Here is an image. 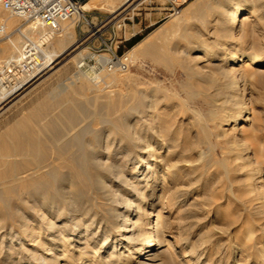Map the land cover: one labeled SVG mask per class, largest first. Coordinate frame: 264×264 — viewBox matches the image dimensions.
<instances>
[{"label": "bare ground", "instance_id": "obj_1", "mask_svg": "<svg viewBox=\"0 0 264 264\" xmlns=\"http://www.w3.org/2000/svg\"><path fill=\"white\" fill-rule=\"evenodd\" d=\"M139 1L95 0L92 4L85 3L82 11H104L119 29V17L131 12ZM2 13L1 29L7 33L11 20H20ZM192 18L197 22L190 23ZM79 19L80 14L61 24L51 37L47 51L49 64L37 80L68 51L77 52L72 60H77L78 69L79 60L84 57L83 50L75 48L74 24ZM183 23L188 24L189 31L195 28L196 32L186 33L190 36L184 38L187 45L182 49L175 45L171 48L175 57L170 56L171 63L168 62L176 64L180 69L178 76L184 77L179 85L186 99H203L211 107L207 117H212L217 128L230 122L232 131L246 138L240 144L234 137L228 140L230 147L244 151L243 157L240 152L235 153L233 160L246 163L249 154L254 155L256 149L262 154L264 147L258 143V125L252 122L251 114H246L245 107L238 108L235 92L240 84L244 92L248 77L256 79L255 84L264 92V73H252L264 66V0H194L169 27L141 41L136 49L151 56L165 30L176 31ZM16 31V38L10 42L14 54L21 51L22 39L35 41L48 34L33 24ZM243 39L252 41L247 43ZM191 52L195 55L191 56ZM128 55V61L134 57ZM121 82L118 72L90 77L76 71L63 83L45 90L43 100L29 113L36 117L30 121L31 128L26 127V120H18L0 134V264H132L135 259H139L138 264H146L141 261L144 257L154 262L157 246L172 231L165 214L177 210L176 214H181L180 223L184 224L194 216L191 207L200 211L212 202L204 192L198 198L199 203L194 200L195 203L192 201L183 209L195 193L192 185L201 181L204 174L202 171L194 177L198 171V166H194L203 160L199 149L206 144L204 135L190 136L191 122L184 124L181 117L187 113L184 103L173 105V98L178 96L172 94L168 98L163 88L145 86L142 90L133 87L124 90ZM84 108L90 110L92 118L80 125L85 122ZM2 109L0 106V113ZM199 128L205 130L204 125ZM200 167L204 169L205 164ZM261 172L258 169L256 174ZM184 180L189 188L181 185ZM201 183L205 191L208 184L204 180ZM157 189H160L157 201L146 196ZM156 202L161 205L158 211L153 209ZM146 206L151 210L145 212ZM149 212H153V218L145 228L144 219ZM184 228L178 226V234ZM251 235L246 238L248 241ZM179 239L189 245L188 256L195 259L194 264L208 250L221 248L222 243L220 237L213 235L201 237L197 244ZM225 257L224 264H229L228 258L235 256Z\"/></svg>", "mask_w": 264, "mask_h": 264}, {"label": "rangeland", "instance_id": "obj_2", "mask_svg": "<svg viewBox=\"0 0 264 264\" xmlns=\"http://www.w3.org/2000/svg\"><path fill=\"white\" fill-rule=\"evenodd\" d=\"M141 1L142 0L139 1V5L136 8H134L131 12L127 11V14L121 17V23H120L121 28L116 29L114 22L109 23V25H107L109 28L107 29L105 27L108 31H104L102 37L103 39H114L112 46H113V49H116L117 55H124L127 57L129 53L128 55L129 57L130 55L134 56V57H131L129 60L130 64H129L128 70L125 72H118V76L122 79L120 87H122L124 90L127 89L128 87H133L134 89H138V90H142L145 88L153 89V87L154 88L159 87V88H163L162 89L163 92L165 93L168 92L166 94L168 98H171L172 94H176L178 96L177 99L173 98L172 100V103L174 102L173 105H175V103L176 104L184 103L183 108L186 110L187 113L181 117H182V120L184 119L183 121L185 122L184 124L188 123L187 121L191 122L190 123L191 128L189 130V133L191 134L190 136L193 137V136H197L201 134L200 137H202V135H204L205 137L203 136L202 138H204V141L206 144L201 145L199 149L200 152L202 151V154H203V160H202L203 162L201 161L199 164H196V166H194V167L198 166L197 167L198 171H196L197 174L195 173L194 177L198 176V174L201 175L202 171L204 172V174L201 176V181L197 182L195 185H192L191 190L195 191V193L191 194L192 197H190L187 200L183 209H186V207H188V205L191 204L192 201L193 203L196 202V204L199 203L200 199L198 198H200V195L204 192L207 193L210 196V199L212 200L211 203L202 207V210L200 209V211L199 209L198 210L195 209L194 206L191 207L193 209H191L190 212L194 213V216L192 218L187 219L186 223L184 224L180 223L179 218L181 217V214H176L177 210L176 211L171 210L169 211L168 214H165V216L168 219L167 221L169 223L168 225H170L172 231L170 233H166L164 235L163 244L157 246V250L153 256L155 260L154 262L146 261V257L141 259V261H144L146 264H159V263L160 264L162 263L163 264H174V263L175 264H194L195 259L188 256L189 245L183 244V241L182 240L180 241L179 238L187 239L188 242L197 244L201 237H204V236L211 237L213 235V236L220 237V240H222L221 245L223 246L220 245L221 248L219 247L216 248L215 246L214 247L215 249L208 250L205 257H202L198 264H205V263L206 264H218V263L224 264V262L227 260L225 259L226 258L225 256L231 257L232 255L235 257L228 258V260L230 261L229 264H232L231 262H235V261H237L236 264H264V221H263L264 220V214H263L264 206H262L264 205V170H263L264 169V152L261 154L256 149V151L252 153L254 155L249 154L251 157L249 160L246 161V163L245 161L242 162L238 160H233L235 157V153L240 152L242 155L244 151H242V149L241 151H237L239 147H234V146L230 147L228 142L230 140H233L231 137H234V140L235 139L238 140L240 144L246 138L243 139L244 136L237 134L235 131H232L233 124L230 122H228L226 126H223L222 124V127L217 128L214 122L211 121L212 117L211 116L209 118L207 117L210 115L209 112L211 110V107L206 105L203 99L201 98L186 99L185 98V92L180 88V85H179L184 82V77L178 76V72H180V69L179 67H177L176 64L170 65L171 62L169 61V57L170 56L175 57V54L173 51H171V48L173 49V47L177 46L178 48L182 49L183 47L187 45V42L185 39H187L186 37H189L191 34L192 35L195 34L196 32L195 28H192L191 26L192 29L190 28L191 31H189L188 24L183 23L182 26L176 31L166 29L164 33L165 34L164 37L157 39V43H156L157 45L155 46L154 50H152V55L150 54L151 56L140 54V52H138V49H136L137 44L144 42L145 40H147L148 37L150 38L152 36H155L156 33L159 34V32L169 27L173 23L175 18L178 16V15L170 16L169 12L167 11L168 10L167 7L164 6L163 3L160 1H155L152 5H148L145 2L142 3ZM193 1L194 0H189L179 10V12L185 9L186 7H188ZM94 2L95 0L87 1L88 4H92ZM91 11H92L91 13H94V15H92L94 18L92 21L96 24L99 21L104 22V21L110 20L111 18L110 15H108V13L104 11H99L98 9H92ZM0 12H3V11L0 10ZM4 14L5 16H8L6 13ZM11 21L13 23L11 24L12 25L11 28H9L6 31L7 33L2 32V29H1L2 27L0 24V29H1L0 31V67L7 60L14 57L13 55L17 54V53L14 54V50L11 49L12 47L10 45V42L14 40V38H16L17 36L16 30L17 29L23 30L24 28L28 26L27 24L21 21L16 22L14 21V19H12ZM77 22L78 20L76 21V24H74V40L76 44L79 38V28L81 30L84 29L78 26ZM196 22H197V19L195 18H192L190 20V23H196ZM247 30H248V27H247ZM186 33H189L190 35H186ZM5 36H9L10 39H6ZM135 39H139V41H137L135 44L130 46L131 43ZM243 40H246L247 43L252 41V39H248V40L243 39ZM22 41H24V39H22ZM76 44H75V47H76ZM167 47L169 49H167ZM80 49L82 50L84 48L79 47V50ZM168 50H170V52H168ZM132 51H135V52H132ZM76 53H77L76 51L75 52L68 51L56 61V64L52 66L53 69L48 71L46 74L42 75L38 80L36 78L31 83H28L27 85H25L23 88H21L18 91L16 95L12 97H6V99H0V106L1 108L5 110L4 111L2 109L3 113H0V134H2V132H4L6 129L11 128V126L13 127L14 124L18 120L19 121L26 120L25 121L26 127L31 128L32 126L30 125L31 123L30 121H34L36 117L33 115L32 117L30 115L31 114L30 112L33 111L35 105L38 102H41L43 100L44 98L43 95L48 91L49 87L51 88L52 86L54 87L60 83H63L65 78H68L74 75L76 71H80L90 77L103 73L100 71L91 70L93 67V62H90L87 64L88 68L77 69V64H76L77 60H72V57L75 56ZM82 54L85 57L88 55V51L84 49ZM190 55L193 56L195 54L191 52ZM136 56L138 57V59H136L137 58ZM169 69L171 70L169 71ZM256 70L258 71H252V73L256 72V74L257 73L262 74L264 73V66ZM171 73H173L174 75ZM255 83H256V79H252V78L250 79L248 77L247 84H245L246 86H245L244 92H241V84H240V89L239 91L237 90L235 92V95L237 94L236 101H237V104H239L238 108L245 107V109L247 110L246 114H251L252 122L258 125L260 129V132L258 133V141H259L258 143L264 147V92ZM105 86H109V85H105ZM111 90H114V89H111ZM77 102L80 103L79 100ZM187 107L189 108L190 112ZM84 111H85V115H84L85 122H83L80 125H84L92 118V116L89 114L90 110L88 108L87 109L84 108ZM192 112H194V114L195 115L197 114V115L195 116ZM226 112L228 111L226 110L224 114H226ZM76 120L78 121L80 120V118L76 117ZM177 120L179 119L177 118ZM197 120H200V121H197ZM204 120L205 121L207 120V122H205ZM202 121H204L206 124L203 123ZM199 125L200 127L204 125L205 130L203 131L201 128H199ZM238 125H241V123H239ZM187 126H189V124ZM181 130H183V128H181ZM224 135L226 136L225 138H223ZM254 150L255 149H253V151ZM236 161L237 163L235 164ZM232 163H234V165ZM204 164H205V168L201 169L200 166ZM258 169L262 171L261 174H256ZM222 172H224L225 174ZM203 180L207 182L208 184V186L205 188V191H203V188L201 186L202 184L201 182H203ZM218 181H220L221 183L220 182L218 183ZM181 185L185 188H189L187 180H184V182L182 181ZM159 190L158 189L155 190L151 195H148L147 193L146 196H150L153 198V200L157 201L158 196L160 194ZM216 200L217 202L215 203L214 201ZM144 206L145 205H143V208ZM237 207L240 209H238ZM260 207L263 209H260ZM160 208H161V205H159V203L156 202V204L153 207L154 211H158ZM218 209L220 211H218ZM150 210L151 208H147V206L145 207V212H148ZM258 210H261V211H258ZM193 211L195 212L197 211L198 214ZM149 213L151 214H149L147 218L144 219V223L146 222L145 228H148V224L150 221H152V218H153L152 217L153 212H149ZM223 219L226 220L227 222L226 221L224 222ZM257 222L259 223V225H257ZM178 226L185 227L186 228V229L184 228L185 231H182L180 234H178ZM250 233H252L251 241L250 240L248 241L246 238L248 237ZM223 240L226 241L224 242V244H223ZM167 242H169V244H167ZM241 245H243V247H241ZM240 247L243 249L241 250ZM184 255L186 257H183ZM138 260L139 259H135L134 260L135 263H132V264H138L136 263V262H139Z\"/></svg>", "mask_w": 264, "mask_h": 264}, {"label": "built area", "instance_id": "obj_3", "mask_svg": "<svg viewBox=\"0 0 264 264\" xmlns=\"http://www.w3.org/2000/svg\"><path fill=\"white\" fill-rule=\"evenodd\" d=\"M87 1L89 0H0L1 11L27 25H36L48 33L35 41L24 39L21 51L0 67V97L16 95L21 88L34 81L41 71L47 68L49 64L47 51L51 37L61 24L74 19L79 14L77 25L84 29L79 28V38L75 48L83 47L88 51V55L79 60L78 69L88 68L87 64L93 62L91 69L93 71L110 74L128 70V58L117 55L116 49H113L114 39L102 37L103 32L108 31L107 25L111 23L110 20L94 23L92 21L94 13L82 11ZM155 1L162 2L172 16L178 15L179 10L189 0H145V3L152 5ZM126 14L127 12L123 13L121 17Z\"/></svg>", "mask_w": 264, "mask_h": 264}, {"label": "trees", "instance_id": "obj_4", "mask_svg": "<svg viewBox=\"0 0 264 264\" xmlns=\"http://www.w3.org/2000/svg\"><path fill=\"white\" fill-rule=\"evenodd\" d=\"M137 41H139V39H135L130 46H132L133 44H135Z\"/></svg>", "mask_w": 264, "mask_h": 264}]
</instances>
